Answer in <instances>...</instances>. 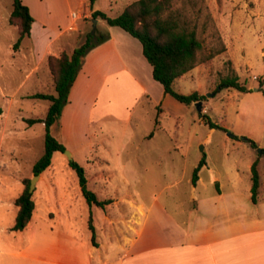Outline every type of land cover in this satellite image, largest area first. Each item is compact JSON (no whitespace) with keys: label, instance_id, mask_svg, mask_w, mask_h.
<instances>
[{"label":"crops","instance_id":"crops-1","mask_svg":"<svg viewBox=\"0 0 264 264\" xmlns=\"http://www.w3.org/2000/svg\"><path fill=\"white\" fill-rule=\"evenodd\" d=\"M133 1L94 0L90 7L89 0H22L33 17L26 38L34 39L31 44L34 70L47 55H57L63 50L71 53L76 46L69 40V32L77 31L75 37L79 38V27L84 32L87 22L102 27L109 35L85 55L59 119L60 141L70 157L73 159L82 147L88 149L87 157L96 153L98 160L85 161L98 166L91 178L102 183L114 173L104 171L111 164L99 152L101 144L104 149L111 148L101 141L99 134L106 119H121L124 125H129L139 106H153L155 111L159 106L160 115L165 113L162 103L173 102L153 79L141 43L120 27L91 18L94 10L117 16ZM63 4L69 10L78 5L83 9L74 12L75 18L70 10L66 15L69 22L55 30L49 19ZM79 19L82 21L77 23ZM216 21L227 58L239 77L252 59L264 62V0H221ZM200 70L195 66L177 78L173 88L187 80L194 83ZM153 85L159 90L155 99L151 92ZM192 91L203 94L200 85ZM159 115L155 113L152 130L143 135L147 141L156 132L166 133ZM215 129L209 128L202 142V155ZM126 148L127 140L122 138L118 158ZM134 148L139 150L138 146ZM187 156V149L178 150L170 159V167H185ZM204 156L205 164L198 170L195 183L191 177L170 175L166 177L170 184L163 188L162 194L143 195L136 188L141 177L136 172L124 174L116 179L115 197L101 199L94 192L98 200L111 201L103 207L87 203L76 177L73 191L69 192L68 180L58 175L63 170H57L51 161L38 176L32 196L34 208L23 229H12L18 209L14 199L23 188L19 180V192L6 207L0 208V264H264V214H249L251 181L245 188L237 187L236 177L221 176L208 165L205 153ZM201 157L193 159V168ZM135 161L141 163L139 155ZM116 164L120 169L127 168L125 161L117 160ZM244 190L245 194L241 193Z\"/></svg>","mask_w":264,"mask_h":264},{"label":"rangeland","instance_id":"rangeland-1","mask_svg":"<svg viewBox=\"0 0 264 264\" xmlns=\"http://www.w3.org/2000/svg\"><path fill=\"white\" fill-rule=\"evenodd\" d=\"M12 2L13 0H0V208L6 207L10 198L19 192L21 186L18 180L23 187V179L33 176L32 165L44 150V125L41 122L30 124L27 119L44 118L49 101L34 98L32 95L54 93L53 78L47 64L48 55L36 70L33 69L35 60L31 44L34 43V39L25 37L17 48L13 47L18 38V27L9 23ZM220 3L221 0H176L175 6L184 7L187 17L197 19L199 23L205 14H210L219 32L216 15L219 12ZM59 8L56 14L49 15L51 16L50 24L55 30L61 28L64 22H69V17L66 19V15L70 14V10L79 12L83 6H71L69 10L63 4ZM81 21L82 19H79L77 23ZM79 32L81 33L79 38L75 37L77 31L69 32V40L72 39L75 46L85 41L87 33L93 32L97 38L104 34L105 30L87 22L84 32L80 27ZM209 33L210 30L207 29L202 35L207 48L214 44ZM60 52L58 51V54L54 56H58ZM197 66L201 69L197 73V80L194 83L187 80L174 89L179 93L189 94L200 85L203 92L201 95H204L200 111L195 103L185 105L170 96L173 104L162 103L165 109L163 114L159 115V106L155 111L153 106L145 105L139 106L133 112L129 125H124L121 119L113 118L106 119V122L102 124L99 132L100 139L106 141L105 143L111 147L109 150L104 149L100 143L99 152L108 158L111 164L102 168L104 171H114L111 179L106 183L91 178L99 168L88 165L85 161L86 158L98 160L95 157L96 153H93L91 158L87 157V148L79 149L73 159L86 171L85 175L89 180L88 189L96 192L101 199L113 198L117 193L116 179L124 174L130 175L136 172L139 178L141 177L136 188L143 195L162 194L165 191L163 188L170 184V180L166 177L170 175L191 177L193 159L202 156L199 145H203L202 142L209 130L202 116L204 114L222 127L215 129L204 150L208 165L218 171L221 176L236 177L238 179L236 186L245 188L250 184V165L257 160L260 185L256 201H253L251 197L248 198V209L251 216L264 214V152L259 153L257 150L258 147L264 149V137L261 136L264 134V83H260L264 78V62L259 58L252 59V64L240 77L249 89L247 92H238L232 88L221 90L217 88L221 77L232 68L225 52ZM151 92L152 97L157 98L158 87L153 85ZM155 113L160 116L166 133L156 132V136L147 141L143 135L152 130ZM50 131L60 141L59 123H54ZM122 138L127 140V148L118 158V145ZM245 138L253 140L256 147H252L248 141L244 140ZM135 146L139 147L138 151L135 150ZM186 149L188 156L185 167L171 168V157L176 156L178 150ZM136 155L140 156L139 164L135 161ZM70 159L72 157L69 158L63 153L60 155V152H56L52 157V163L57 166V170H63L58 175L68 180L69 192L73 191V177L77 178V176L73 169L64 168L62 163L67 164ZM117 160L127 162V168L123 170L117 167ZM241 193L245 194V190ZM111 207L115 208L116 205ZM236 210L234 208L233 212L235 213Z\"/></svg>","mask_w":264,"mask_h":264},{"label":"trees","instance_id":"trees-1","mask_svg":"<svg viewBox=\"0 0 264 264\" xmlns=\"http://www.w3.org/2000/svg\"><path fill=\"white\" fill-rule=\"evenodd\" d=\"M93 2L94 0H89L90 7ZM175 2L176 0H135L125 6L117 16H108L100 10H94L91 18H100L107 25L118 26L136 38L141 43L144 57L152 67V77L161 84L163 92L185 105L196 104L203 100L204 95L197 91L189 94L179 93L173 88V82L195 66L225 52L226 48L210 14H205L199 23L197 19L188 18L184 7L175 6ZM197 14H199L198 11ZM32 22L33 17L29 8L22 3V0H13L9 23L18 27V38L13 45L14 48L19 46L24 37L29 36ZM207 29L210 30L209 36L214 40V44L208 48L204 45L202 38ZM108 36L105 32L95 38V34L89 32L86 34L85 41L74 47L70 54L61 51L58 56L48 55L47 64L53 78L54 93L32 95L34 98L48 100L49 105L44 118L27 119L30 124L41 122L45 128L44 150L32 165L33 175H39L49 167L54 152L63 153L66 150L64 144L51 134L50 128L54 123H59L61 110L68 102L69 90L81 69L85 55L90 49L108 39ZM260 83H264V78ZM217 88L220 90L232 88L238 92L249 90L233 68L221 77ZM202 116L209 128H222L204 114ZM244 140L248 141L252 147H256L253 140L249 138ZM67 164L75 171L81 193L89 205L95 204L103 207L104 204L110 202L109 200H98L96 194L88 189L82 165L73 159L68 160ZM203 164H205L204 153L193 168L191 175L193 183ZM257 165V160L250 165V191L253 201H256L260 185ZM22 182L23 188L14 199V204L18 208L12 226L14 230H21L27 225L34 208L32 197L34 191L31 193L28 191L30 178H24ZM89 228L93 232L90 221ZM91 240L95 242L94 234Z\"/></svg>","mask_w":264,"mask_h":264},{"label":"water","instance_id":"water-1","mask_svg":"<svg viewBox=\"0 0 264 264\" xmlns=\"http://www.w3.org/2000/svg\"><path fill=\"white\" fill-rule=\"evenodd\" d=\"M93 21H96V18H93ZM207 95H208V94H207ZM201 103H202L201 101H198V102L196 103V106H197V108H198L199 111H200ZM199 149H200V151H203V145H202V144L199 145ZM257 150H258L259 153H260V152H264V150H263L262 148H260V147H258ZM63 153H64L65 155H67V156L70 158L69 151L65 150ZM38 176H39V175L35 174V175H33V176L30 178L29 188H28V191H29L30 193L33 192L34 189H35V185H36V181H37V179H38Z\"/></svg>","mask_w":264,"mask_h":264},{"label":"built area","instance_id":"built-area-1","mask_svg":"<svg viewBox=\"0 0 264 264\" xmlns=\"http://www.w3.org/2000/svg\"><path fill=\"white\" fill-rule=\"evenodd\" d=\"M71 16L75 18L77 15H76V13L73 12V13L71 14Z\"/></svg>","mask_w":264,"mask_h":264}]
</instances>
